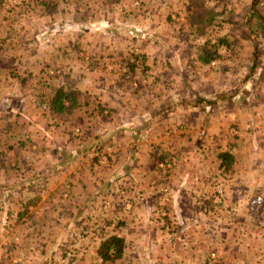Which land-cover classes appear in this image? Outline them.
Returning a JSON list of instances; mask_svg holds the SVG:
<instances>
[{
	"label": "crops",
	"instance_id": "obj_1",
	"mask_svg": "<svg viewBox=\"0 0 264 264\" xmlns=\"http://www.w3.org/2000/svg\"><path fill=\"white\" fill-rule=\"evenodd\" d=\"M97 2L103 4L95 18L87 3L72 13L87 28L73 46L63 39L38 47L33 35L14 34L12 19L0 20L1 78L25 83L19 74L58 71L60 81L51 75L39 99L62 86L75 90L80 113L91 117L82 119L90 125L81 124L83 138L68 128L40 156V148H26L28 134L12 128L19 138L9 169L18 173L0 192V206L10 204L4 225L42 219L43 239L28 247L37 264H61L71 246L77 257L65 264H102L99 249L111 236L126 244L115 264H264V24L251 14L243 19L249 8L241 15L218 3L209 10L218 14L216 36L207 33V20L202 36L198 23L189 32L179 25L170 31L165 21L131 15L127 2ZM130 5L139 12L141 0ZM219 39L220 58L203 65L199 46ZM17 45L26 56L9 50ZM30 98L10 93L8 105L0 102V121L19 122L16 104L25 110ZM56 115L52 121L67 122ZM22 150L39 162L19 163Z\"/></svg>",
	"mask_w": 264,
	"mask_h": 264
},
{
	"label": "rangeland",
	"instance_id": "obj_2",
	"mask_svg": "<svg viewBox=\"0 0 264 264\" xmlns=\"http://www.w3.org/2000/svg\"><path fill=\"white\" fill-rule=\"evenodd\" d=\"M131 1L132 0H115V3L120 4L127 2V5L129 6V13L131 15H134V13L139 14V19L143 18L147 23L165 21L169 25V28L173 25H179L182 26L185 31L188 30V32L191 31V28L195 25L197 27L205 29L206 26L203 27V24H199V26L198 24H195L198 23V21L194 17L198 13L199 19L202 18L204 15V17L206 16V19L208 20V16L204 14L203 11L212 10V7L216 6L218 3H224L225 5H227V7H235L237 9L240 8L242 11L238 13L241 15L245 14L246 8H249V13L247 11V14L243 16V19L245 18V16L248 17V15L251 14L250 8L255 5L254 0H141L140 11L131 13ZM102 2L98 3L97 0H0V20L12 19L14 21V26L11 30L14 32V34L17 37L23 39L26 36L28 38H31V36L33 35L34 42L37 44L38 47L44 45L45 47H48V49L53 48V46L55 47L57 43L63 42V39H65V43H69L68 46H73L75 44L74 40L76 38L77 32L81 30H87L86 27H83L85 25H81L79 20L74 19V17L71 16L72 13L75 12V8L77 6H83L85 3H87L89 4L88 6L91 7V11L90 13L88 12V16H93V18H95L97 11H92L102 6ZM263 2V0H260L257 4V7L259 12L264 17V13L261 9L263 8L264 11ZM47 20L48 22H46ZM42 22H46L45 24H49L42 25ZM213 25L215 24H211V26H209V28H206V30L208 29L207 33L209 35L216 36V34L212 32ZM4 29L6 30L7 28L5 27ZM26 29L28 30V32H25ZM204 29L196 34L203 36ZM163 32L165 34H169L167 30ZM19 45L15 47H10L9 50H11L13 54L17 53L19 54V56H26V52L22 51L18 47ZM54 58L56 59V57ZM63 60L65 59L62 58L59 61L62 62ZM59 61H57V63ZM67 61L68 60H66L65 62ZM21 64L23 65V63ZM32 68L33 70L35 69V67ZM39 70L40 69L38 67L37 72H39ZM37 72L35 71L33 75L29 76H25L24 74H22L23 76H21V74L18 73L20 77H23L25 79L28 78V81L25 83H22V80H20L18 77L11 76L10 80L8 81L7 78H1L0 76V80H5L4 82H0L1 103L4 104L6 102L8 105L10 101V93H12L14 97H32L33 100L36 99L39 104V107L37 109L34 105V101L30 98L32 105L29 106L28 104L25 106L26 112L25 110L19 109V104H16L17 107L15 108V112H13V114H15L16 117H19V122L16 121V123L11 124L8 121L5 123V118H2L0 121V192L3 190V183L5 181L10 182L11 179H14L13 176L18 173L13 172L11 169H9V167L11 166L9 164H13L14 161H16V151H11L10 147L19 138V133L16 134L14 129L18 130L20 133L28 134L30 142H28L27 146L26 144L24 146H26V148H28L29 146L32 150H38L40 148V156L46 150V148H48L49 145L51 146L53 141L61 135L60 133H65V131L68 132V128H71V131L73 130V135L78 136L79 138H83L85 134V127L90 126L87 122L88 120H86L85 124L84 121H82V119L84 118H91L90 115L89 117L88 114H86V116H83V114L80 113L79 106L77 107V110L75 109L72 113L64 112L61 115H56V113L50 110V106L48 104L50 98L39 99L41 93L45 92V89H43V82L52 81L50 80L52 78L51 75H53L55 82H58L59 79L56 77V75L59 74L56 73L58 71H53L54 73L51 72L50 74H46L45 76L39 77L40 74ZM60 78L64 82L66 75L61 74ZM27 87H29V90L25 91ZM46 91L48 92V94L51 92L50 88L46 89ZM15 99L17 100V98ZM41 101L45 102L42 103ZM38 114H41L42 116H39ZM80 114L82 115L80 116ZM51 115H56L57 117H60L61 120L59 121L64 122V120H66L67 122L63 124L57 121H52L50 117ZM35 116H37V118ZM24 118L27 119L24 120ZM12 119L14 120L15 117L13 116ZM81 124H83L85 127ZM63 127H65V130L63 129ZM12 128H14L13 131H11ZM24 151L25 150H22V155H19L21 157H19V163L22 157L25 158L24 161H31V158L34 156V152H32L30 155H24ZM99 151L102 155L103 151L101 149ZM18 152H20V150H18ZM39 158L42 159V157ZM32 161L39 162L36 158ZM19 173L20 175L26 174L27 171ZM9 206V203L7 205H4L3 207L0 206V217L4 215L2 213L7 211ZM1 221H3L1 223L3 225V230L0 232V264H37L34 256V249L32 247H35V245H33L34 243L39 244L40 240L43 239L44 232L42 227H45L46 225L43 223L42 219L37 218L35 223V220H33L32 222L28 223H20L18 226L15 222H13V224H10V227L9 220L8 223L6 221L5 225V219L2 220L0 218V222ZM22 226L26 227L25 232H28L29 229V232L31 233L30 230H33L34 227L41 228L42 232L39 234L38 232H35L33 237L26 236L24 233L21 234L19 232ZM46 237L48 238L51 236ZM38 239H40L39 242ZM29 246L32 247L28 248ZM10 248H13V253L10 254L4 262V260L1 259V256L6 250H9ZM74 250L75 249L73 246H71L70 248H66V254L68 255L67 258L61 259V264H65L66 261H68V258L73 261L76 260L75 257H77V254ZM120 260H117L116 262ZM68 263L70 262L68 261ZM76 264L85 263L77 262Z\"/></svg>",
	"mask_w": 264,
	"mask_h": 264
},
{
	"label": "trees",
	"instance_id": "obj_3",
	"mask_svg": "<svg viewBox=\"0 0 264 264\" xmlns=\"http://www.w3.org/2000/svg\"><path fill=\"white\" fill-rule=\"evenodd\" d=\"M255 3V0H254ZM204 14L208 16V20L206 16L199 19L198 13L194 17L197 19L198 24L202 25L204 22L212 24L217 15L214 11H203ZM251 16L259 19L264 24V20L257 16L254 12V8L251 10ZM264 18V17H263ZM200 32L203 28H197ZM225 42L224 40L219 39V42L216 44L211 43L210 40H207L204 44L200 45V62L203 65L211 64L213 61L220 58L218 54V49ZM79 92L68 89L65 87H59L55 94L49 101L50 110L56 114H63L64 112L72 113L79 106ZM224 163L228 166L231 165L234 161L233 157L230 154H224L223 156ZM125 241L117 236H111L106 239L100 246L99 255L102 258L103 264H114L117 260H120L124 255Z\"/></svg>",
	"mask_w": 264,
	"mask_h": 264
},
{
	"label": "water",
	"instance_id": "obj_4",
	"mask_svg": "<svg viewBox=\"0 0 264 264\" xmlns=\"http://www.w3.org/2000/svg\"><path fill=\"white\" fill-rule=\"evenodd\" d=\"M259 1L260 0H255V5H254V12H255V14L257 15V16H259L261 19H263L264 20V18H263V16L261 15V13L259 12V10H258V3H259Z\"/></svg>",
	"mask_w": 264,
	"mask_h": 264
},
{
	"label": "built area",
	"instance_id": "obj_5",
	"mask_svg": "<svg viewBox=\"0 0 264 264\" xmlns=\"http://www.w3.org/2000/svg\"><path fill=\"white\" fill-rule=\"evenodd\" d=\"M257 204H261V198H259L258 200H256Z\"/></svg>",
	"mask_w": 264,
	"mask_h": 264
}]
</instances>
